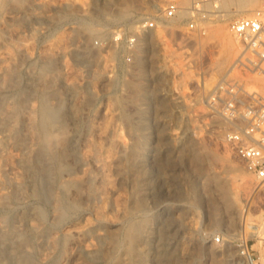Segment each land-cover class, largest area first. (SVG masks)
I'll return each mask as SVG.
<instances>
[{
    "label": "rangeland",
    "instance_id": "obj_1",
    "mask_svg": "<svg viewBox=\"0 0 264 264\" xmlns=\"http://www.w3.org/2000/svg\"><path fill=\"white\" fill-rule=\"evenodd\" d=\"M31 1L4 0L0 5V51L11 50L12 58L7 61L19 67L21 78L17 75V79L21 84L15 78V85L20 89L24 86L22 90L31 85L32 91L23 90L28 94L35 89L28 95L33 98L30 103L34 102L32 116L36 117L41 91L58 92L50 100L63 101L66 117L59 135L63 140L59 137L57 144L66 145L70 135H78L77 159L92 153L100 167L87 162L77 164L73 162L76 158L63 153L71 169L67 175L68 179L72 177L69 192L78 202L60 221L55 220L52 196H34L32 188L27 187L23 195L14 193L10 180L0 172V191H5L9 199L0 202L4 225L18 226L19 218L33 215L30 211H35L37 205L45 210L44 219H33L40 232L36 236L38 243L28 246L30 260L35 263L25 264H66L74 253L78 263L85 264L97 250L105 249V241L114 248L106 264H250L248 259L243 260L246 263L240 261L234 247L214 243L212 235L218 232L248 238L253 263L264 264V188L241 167L222 140L224 124L218 116L209 114L200 101L239 52L228 21L247 14L194 20L189 13L194 0L184 5L178 0ZM169 1L187 10V14L181 17L176 12L173 18H162ZM262 2L256 3L257 8ZM123 8L130 9V18L114 20ZM67 11L70 16L64 17ZM80 17L92 21L91 27L97 26L104 37L89 39ZM149 20H155L154 27L141 33L139 26ZM190 21L194 22L193 29L188 25ZM214 28L228 34L235 43L231 56L222 62ZM98 30L96 33H100ZM129 36L136 37L135 47L129 48L125 42ZM139 37L143 41L141 59L137 50ZM22 45L24 50L18 47ZM20 49L27 58L19 56ZM20 58L25 62L22 65ZM46 60L50 64L42 68V73L40 68L47 65ZM246 79L249 87L264 88L261 76L248 75ZM8 88L0 90L3 109L12 108L16 101L14 91ZM180 96H184L183 100L178 101ZM4 97H11L13 103ZM20 108L15 117L17 128H21L19 117L26 110ZM14 147L3 148L0 167L13 163L11 159L21 152ZM87 171H93L95 179L81 184ZM27 183H31L26 182L30 187ZM56 191L60 192L58 188ZM233 198L237 207L228 202ZM19 225L23 228L22 222ZM82 227L87 229L82 245L64 237L67 230ZM141 230H145L146 238L138 241ZM79 244L94 255L82 252Z\"/></svg>",
    "mask_w": 264,
    "mask_h": 264
},
{
    "label": "bare ground",
    "instance_id": "obj_2",
    "mask_svg": "<svg viewBox=\"0 0 264 264\" xmlns=\"http://www.w3.org/2000/svg\"><path fill=\"white\" fill-rule=\"evenodd\" d=\"M3 1L4 0H2V2H0V5L3 3ZM25 1H27V0H25ZM178 1H179V3L181 5H184V4H187V2L189 0H178ZM258 1L259 0H222L220 2V4H219L220 10H221V13H219V16L220 15H223V16H231L233 14H240V15L241 14H244V15L247 14L248 15V11H250V9H253L254 6L256 5V3H258ZM31 2H33V0ZM206 7H208V6H206ZM255 7L257 8V5ZM80 8H82V7H80ZM187 12H188L187 10H184V9L181 10L180 8L179 9L177 8V13L181 17L183 15L187 14ZM130 13H131L130 12V9L123 8L120 11V14H117V16L113 17V19L116 20V21L117 20L118 21H123V19H125V18H130V16H128V15H130ZM64 15L65 14H63V16ZM69 16H70V13H68V11H67L66 16H64V17H69ZM80 19L82 21V22L80 21V24H82V26L86 29V30L85 29L84 30L87 31V33H88L87 35H89L88 36L89 39L91 38L93 40L96 37H98V38L99 37H102V36L104 37L105 33H103V32L101 33V31L96 28L97 26L95 27V29L98 30L97 32L100 31V33H96L95 29L92 28L93 27L91 25L92 24V21L90 22L88 20L89 21L88 22V21H86L84 19V17H83L84 20L81 17H80ZM163 22H164V20H163ZM94 23H96V22H94ZM161 23H162V21H161ZM165 24L167 25V23H165ZM168 25H170V24H168ZM132 26H133V24H132ZM165 26L163 25V27H165ZM213 30H215V32H213V33L216 34L215 37L217 38V42H218L217 44L219 46V49H218V58H219V61L222 62V61L228 59L231 56L233 50L235 49V43H234L233 39L228 34L223 33V31L219 30L218 28H214ZM141 41H142V37H139V39H138V42L139 43L137 44V50H138V56H139V58H140V55H141L140 52H142V47H143V46H141V43L143 41L142 42ZM2 43H3V45H5L4 42H2ZM20 44H22V43H20ZM17 45H16V47H17ZM22 46L21 47L18 46V47L21 48V49H23L24 46L23 47ZM3 49L6 50L5 47ZM16 49L18 50V48H16ZM16 49H15V52L17 51ZM23 50H21L20 52H22ZM27 50L24 51V52H27ZM7 51H9V52L8 53L6 51L3 52V50L0 51V90H2L1 88H4V87H5V89H6V87L7 88L8 87H12V90H10L9 88L8 89L10 91H14V95L16 97V101H15V103H13L11 97H9V99L13 103V104H11V102H10V104L13 105V106H12V108L11 107L9 108L8 106H7L8 107L7 108L6 106H4V109H3V100H2V97L3 96L1 97V94H0V153L2 152L3 148L6 147L7 145L15 146L16 148H18L19 152H20V150H21V152L18 155H15V157H13V159H11L13 163H11L9 165H6V166H1L0 167V172L2 173V176L5 177L6 180H10L9 182H11L10 184L12 186V190H13L14 193H17L19 195H23L25 193V191H27L28 188H30V189L32 188L31 193L33 192L35 194L34 196H37V197H46V198H49V197L52 196L51 197V198H53V207L52 208H54L53 211L55 212V214H54L55 220L56 221H60V220H63L64 217H68L70 215L69 213L73 209H75V207L77 206V202H78V199H75L76 197L74 198L73 195L71 196L70 195V192H69V189L71 188L69 186L72 184V181L70 180V178H72V177H70L68 179V177H69L68 174H69V172H70L71 169L69 170L70 167L68 168V163L65 162L66 160L64 161V159L62 157L63 153H65V154L67 153L69 156H73V157H70V158H74V159L76 158L75 161H73V162H76L77 161V164L78 163H86L87 162V163H90V165L92 164V166H94L96 168H98V166H99V164L97 162V157H95L96 155L94 156L92 153H90V154L88 153L84 158L81 157L82 160L81 159H77L76 154H78L77 153L78 151L76 152V150L80 146V145L79 146L77 145V144H79V143H77V140L79 139V138L77 139L78 135L77 136L74 135L73 137H72V135H70L71 137L68 139V142H67L66 145L63 144V146H61V145L59 146L57 144V140L60 137L59 135H62L60 133H62V130L61 129L63 128V125H64L63 124V120H65L64 119V116H65L64 113L66 112V111H64L65 109H63L64 108L63 107L64 105L62 106V104H64V103H62L63 101L56 100L57 102L55 101L56 102L55 103V102H51L52 100H50V97L53 94H57L58 92L57 93H53V92H55L53 90V92H52L53 94H51V93H49L47 91V89H44L43 90L42 89V86H40L41 87L40 89L43 90V91L40 90L41 91V94L40 95L38 94V96H40L38 98V100H40V103L37 102V103H39V106L37 108L35 107L36 108V112L35 111L34 112L36 114V117L34 118L35 115L32 116V113H33L32 112V110H33L32 106L34 105V102L32 101L33 102V105H32V103H30V98L32 96L29 97L30 96L29 94L30 93H33L35 89L33 90V92H30L28 94L27 92L24 93L23 90L25 89L24 91H26L28 89L27 91L29 92V90H30L29 87L31 85L28 86V87L25 86V87H27V89L24 88L23 90H22V88L24 86L20 89V88L17 87V85H15V78L17 79V75L19 74L18 73V68L19 67H17V64L16 63L14 65V64H12V62L7 61V60H9V59L12 58V56H11L12 53H10L11 50H7ZM115 51H116V49H115ZM21 54H23V52L22 53H19V56ZM16 55H17V53H16ZM23 55H21V56H23ZM17 56H15V57L17 58ZM23 57H26L27 58L28 56L25 55ZM26 58H24V60ZM139 58H137V63H139L138 66L141 64V61H140L141 58L140 59ZM6 61H7V63H5ZM20 61L18 62V65H19ZM44 61H42V62H44ZM23 62L24 61L22 60L20 64L22 65ZM49 64H48V61H47V65L46 64H43L40 69L42 70V68H45V69H46V67L48 68L49 67ZM29 66H30V64H29ZM33 67H34V65H33ZM45 69L42 70V73L45 72ZM30 72H32V71H30ZM30 72L27 75H28L30 81H32L33 79L31 80V78H30L31 76L29 75ZM38 73H40V72H38ZM44 76H45V78L46 77H49V79L51 81L50 76H47V75H44ZM19 77L21 78V76H19ZM53 77L54 76H52V78ZM47 79L48 78H46V80ZM53 79H55V77ZM37 80L38 79H36V81ZM42 81L44 83H46L45 80H44V78H43ZM67 82H65V83H67ZM16 83L18 84V82H16ZM19 83H20V81H19ZM26 83L28 85V81ZM42 83H41V85H42ZM68 83H70V82H68ZM39 85H40V83H39ZM52 85H54V84L52 83ZM68 85H70V84H68ZM46 86L47 85L45 84V87ZM35 87H37V86H35ZM74 87H75V84H74ZM69 90H70V86H69ZM5 91H7V90H5ZM30 91H32V90H30ZM72 91H74V90H72ZM9 94H10V92H9ZM33 94H31V95H33ZM70 94H71V92H70ZM2 95H3V93H2ZM5 95L6 94H4V96ZM55 96H57V95H55ZM58 96H59V94H58ZM12 97L14 98V96H12ZM34 97H35V95H34ZM52 97H54V95ZM4 98H6V97H4ZM6 99H8V98H6ZM32 99L33 98H31V100ZM55 99H56V97H55ZM6 104H8L9 106H11L9 104V102L8 103L6 102ZM18 107H21L20 109H23V110L26 109L21 114V117H19L20 120H21V121L19 120V124L22 123V125L21 124L20 125L18 124V125L21 126V128L19 126H18L19 128H17L16 127V123H15L16 122L15 117L17 116ZM69 109H71V108H69ZM21 112H22V110H21ZM66 115H67V113H66ZM119 138L121 139V137H119ZM119 141H118V143H121V140H119ZM122 143H123V141H122ZM125 143L127 144V142L126 141L124 142V145L127 147L128 144L126 145ZM119 146H121L120 148H121L122 151H125V147L124 146L122 147V145H120V144H119ZM120 151H119V154L121 155L122 153H120ZM15 154H17V153H15ZM123 155H124V153H123ZM86 173L87 174L85 176V179L84 180H81V184L82 183H84V184H90L95 179V176L93 175V171L92 172L91 171H87ZM63 174H66L65 175L66 177H64ZM67 175H68V177H67ZM0 180H1V178H0ZM26 182H30L31 183V184L27 183V184L30 185V187L29 186H26ZM73 184H74V182H73ZM55 186L58 188V190H60L59 193L56 191L57 188L54 189ZM141 186H142V183H140L139 188ZM26 187H27V189H26ZM53 189L57 193H54L53 192L54 191ZM4 192H1L0 193V202H2V203L3 202H6V201H1V200L4 199V198H6V197H8L7 194L5 196V193L6 192L5 193ZM8 192H9V190H8ZM53 193H54V195H53ZM79 193H80V191H79ZM83 193L84 192H81V194H83ZM11 196L12 195L10 193V197ZM13 199H14V197H13ZM44 199L41 200V201H44ZM7 200H9V199H7ZM228 202L229 203L231 202V204L237 203V201L234 198L231 199V201L229 200ZM43 204H44V202H43ZM35 207H37L35 209V211H33L34 208L32 209V211H30V212L34 213L33 215L30 213L33 217L31 215H25V216H22V217L19 218L20 219L19 220L20 222L19 221L18 222L19 223L22 222L23 228L20 227L21 225H19V223H18V226H14V225L12 226V223L10 224V226H8L9 224L8 225L7 224L4 225L3 224V220L1 219L2 216L0 217V220H2V224L0 223L1 224L0 225V264H25V263H28L27 261H30L31 263L34 262V261H31L30 260L32 254L30 253V250L28 249V246H29L30 243H35V244L38 243V240L36 239V236H37L39 230L37 232V228H38L37 226L38 225L35 222H33V219L34 218H36L35 220L44 219L43 217H44V214H45V210L43 209V207H40V205L39 206L37 205ZM234 207H237V205L234 206ZM238 210H240V208L237 209V211ZM31 217H32V219H31ZM38 222L39 221H37V223ZM4 223H7L6 220L4 221ZM56 223H58V222H56ZM40 227H42V226H40ZM84 228L82 227L81 229H71V230H67L66 231L67 233L65 232V235L64 234L63 235H64V237L69 238V240H71L72 242H75V243L76 242L77 243L79 242L81 244V238L84 236V233H86L88 227H87V229H84ZM26 232H27V234L30 235V237H29V235L26 234ZM127 235L129 237V239L130 238L132 239V237H130L129 234H127ZM58 238L60 239L61 237L58 236ZM137 238H138V241H143L144 238H146L145 237V230L139 231V234H138V237ZM105 242H106L105 243V249L102 250V251L97 250L94 253L95 255L93 254V252H91L90 250L87 249L88 248L87 246L82 247L81 246L82 244L81 245L79 244V247L80 246L82 247V248H80V250L82 252L88 253V254H91L92 253L94 255L93 257L90 256L91 259H89V257H88V260H85V261H87V262L89 261V262L88 263L86 262L85 264H106L107 263V261H108V259L110 257L111 247L113 248V246L111 245V242L110 241H105ZM52 245H54V244H52ZM76 254L74 253V254L70 255L69 258H68V260L66 259L67 260L66 261V264L67 263L68 264H79L78 263V260L75 257ZM34 255H36V254H34ZM86 256H87V254H86ZM249 263L250 264H254L253 262L252 263L249 262Z\"/></svg>",
    "mask_w": 264,
    "mask_h": 264
},
{
    "label": "built area",
    "instance_id": "obj_3",
    "mask_svg": "<svg viewBox=\"0 0 264 264\" xmlns=\"http://www.w3.org/2000/svg\"><path fill=\"white\" fill-rule=\"evenodd\" d=\"M221 1L194 0L189 8L191 19L206 21L219 17ZM177 8L175 2H167L161 17L173 18ZM154 22L155 20L144 21L139 26V31L142 33L152 29ZM188 25L190 29L194 28L193 21ZM227 27L237 38L239 52L226 73L219 77L200 101L209 114L218 116L224 124L221 129L222 140L241 167L264 188V88H251L246 79L248 75L264 79V0L260 7L248 15L230 19ZM185 39L188 40V37ZM125 42L129 48L135 47L136 37L129 36ZM196 84L199 85V82L196 81ZM183 97L180 96L177 100H183ZM211 239L216 244L234 247L240 261L248 259L251 263L254 262L248 247L249 240L245 236L218 232Z\"/></svg>",
    "mask_w": 264,
    "mask_h": 264
}]
</instances>
